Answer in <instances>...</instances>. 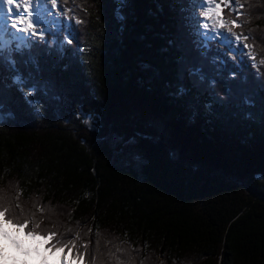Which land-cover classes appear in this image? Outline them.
Segmentation results:
<instances>
[{
	"label": "trees",
	"instance_id": "16d2710c",
	"mask_svg": "<svg viewBox=\"0 0 264 264\" xmlns=\"http://www.w3.org/2000/svg\"><path fill=\"white\" fill-rule=\"evenodd\" d=\"M239 2L250 119L223 82L175 95L178 57L196 55L190 0H127L123 23L116 0H57L74 33L42 64L61 99L37 113L0 84L4 220L82 264H264V0ZM126 143L141 161H118Z\"/></svg>",
	"mask_w": 264,
	"mask_h": 264
},
{
	"label": "snow or ice",
	"instance_id": "6c2138e0",
	"mask_svg": "<svg viewBox=\"0 0 264 264\" xmlns=\"http://www.w3.org/2000/svg\"><path fill=\"white\" fill-rule=\"evenodd\" d=\"M190 2L193 10L196 8L203 10L202 12L193 11L188 17L191 21L189 27L193 29L192 34L195 37L196 55L182 54L178 57L179 70L175 95L183 97L193 88L214 90L217 83L223 82L229 98L235 102L237 108L245 112L246 118L250 119L253 116L251 109L254 107L255 94L248 91L247 77H242L240 73V65L244 63L243 57L232 55L239 52L233 44L239 43L241 37L234 33L231 27H227V34L221 31L229 23L221 8V3H225V0H221V3H217V0H190ZM236 2L238 4L239 0ZM116 4L114 16L123 23L126 20L123 9L127 6V0H116ZM225 6H227L226 3ZM56 7L57 0H0V84L10 80L8 87H15L20 91L25 102L37 113L41 111V97L57 101L61 99L59 95L54 94L53 82L45 79L42 62L45 57L54 55L62 58L66 52L64 47L66 37L62 36V33L66 32L67 36H73L74 33L71 25L66 24L58 18V14L52 12L51 9ZM162 11L163 5L157 2L156 12L150 14L155 15ZM237 15L240 13L237 12ZM201 16L204 17L203 21L200 20ZM81 22L77 21L78 24ZM230 23L239 27L235 20ZM213 33L222 36L218 43L227 49L223 55H231L233 60L231 67L228 60L219 58L221 53L213 54L211 44L215 38ZM67 43L71 44L72 40H67ZM68 67L69 65H64L65 70ZM226 73L237 78L235 88L231 81L225 79ZM186 78L188 83H185ZM260 87L264 90V84ZM214 99L222 100L223 97L214 94ZM206 107L211 108L212 105L208 104ZM3 109L4 102L0 99V112ZM2 119L3 116H0V120ZM7 211L4 209L3 213ZM7 222L13 223V220L8 219ZM28 224L29 221L25 220L23 223H15L14 226L26 228ZM26 235L35 238L41 233L29 230ZM3 236L11 241L18 252L24 256L29 254L30 249L25 248L22 242L8 232H3ZM55 236L56 233L49 232L45 239L53 240ZM57 244L60 246L57 247ZM65 247H67L66 244L57 241L49 246V250L55 249L63 253ZM76 258L78 257L73 256V259ZM12 261L13 264H26L24 261H18L16 257H12ZM42 264H47V260H43ZM61 264H68V261L62 257Z\"/></svg>",
	"mask_w": 264,
	"mask_h": 264
},
{
	"label": "rangeland",
	"instance_id": "374dc122",
	"mask_svg": "<svg viewBox=\"0 0 264 264\" xmlns=\"http://www.w3.org/2000/svg\"><path fill=\"white\" fill-rule=\"evenodd\" d=\"M220 3H221V0H220ZM225 3L227 4V6H225ZM225 3H221V8L223 10V14L225 13V8H229L233 11H235L236 9L239 8V4L242 5L240 2L239 4H237L236 0H230V2H228V0H225ZM253 3H254V0H253ZM49 7H51V5H49ZM53 13H56V11H54V8L51 9ZM193 11L195 12H202V9L200 8H196L195 10L192 9V6L191 4L189 5V16L192 15ZM241 11V15H242V7L240 9ZM61 14V13H60ZM203 19V16L200 17V20L202 21ZM226 20L230 21V18L226 17L225 18ZM231 22V21H230ZM228 23L225 28H223L224 31H227V27L232 25L231 23ZM191 23V21H190ZM238 23V21H237ZM239 24V23H238ZM239 35L241 36V39H243L242 35L239 33ZM214 46H216L215 48L219 51V53H226L227 49H224V48H221L220 46L218 45H221L217 42H214L212 43ZM222 46V45H221ZM248 46V45H247ZM239 47V52H242L243 51V48L240 46ZM249 48V47H248ZM216 50V51H217ZM236 55V53H233ZM242 54H238L236 56L240 57ZM227 58L229 59H232L231 56H226ZM238 63V61H237ZM128 144L127 145V149L126 151L122 152V153H119L117 155V159L118 161L123 164V165H129L131 163H136L138 161H141L140 159V153L139 151L131 144V143H126ZM8 232L12 237L16 238L17 240H19L20 242H22L23 246L27 249H30V250H34V249H42L41 251L38 250L40 252V254H42V256H40L41 258H44V259H41V262L47 258H52V261H58L61 257L67 259L68 263L69 264H81L79 262H76L71 253L69 251H63L60 252V251H56L55 249H51L49 250V247H46L44 245L45 241H42L40 238L38 237H31V236H28L26 234H24V231L22 228H17V227H13V226H10L5 220H4V217L0 214V237H2L3 235V232ZM9 243H11V241L8 240ZM12 250H16L14 248V246H12ZM12 250H9L10 252H12ZM44 254V255H43ZM46 257V258H45ZM39 262V261H38ZM42 264V263H41Z\"/></svg>",
	"mask_w": 264,
	"mask_h": 264
},
{
	"label": "bare ground",
	"instance_id": "6f19581e",
	"mask_svg": "<svg viewBox=\"0 0 264 264\" xmlns=\"http://www.w3.org/2000/svg\"><path fill=\"white\" fill-rule=\"evenodd\" d=\"M9 250H12V244L9 243L8 240L4 238V236L0 237V253H2V257H0V260L2 258H7L5 264H13L12 257H16L18 261H24L26 262V264H41L42 263L41 259H44L40 257L42 256V254H40L38 250L41 251L42 249L39 248L30 250L27 256H24L22 253L18 252L17 250L15 251L12 250V252H10ZM61 258L58 261H52V258H47L46 259L47 264H61Z\"/></svg>",
	"mask_w": 264,
	"mask_h": 264
}]
</instances>
